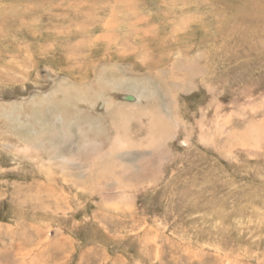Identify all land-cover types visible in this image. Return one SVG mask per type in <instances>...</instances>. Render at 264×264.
<instances>
[{
    "label": "rangeland",
    "instance_id": "rangeland-1",
    "mask_svg": "<svg viewBox=\"0 0 264 264\" xmlns=\"http://www.w3.org/2000/svg\"><path fill=\"white\" fill-rule=\"evenodd\" d=\"M0 264H264V0H0Z\"/></svg>",
    "mask_w": 264,
    "mask_h": 264
},
{
    "label": "bare ground",
    "instance_id": "bare-ground-1",
    "mask_svg": "<svg viewBox=\"0 0 264 264\" xmlns=\"http://www.w3.org/2000/svg\"><path fill=\"white\" fill-rule=\"evenodd\" d=\"M134 84H136V86H134ZM131 86L132 87H134V88H137V86H138V84L137 83H131ZM134 90H136V89H134ZM65 91H68V89H66L65 88ZM138 93H136L137 95H139V93H140V91H138V90H136ZM143 93V92H142ZM96 94H99V91L96 93ZM130 95L128 96V99H134V98H136V94L135 93H129ZM80 95V94H79ZM79 95H77V96H79ZM100 95V94H99ZM105 97V96H104ZM103 99H105V98H103ZM106 100V99H105ZM136 100V99H135ZM136 102V101H135ZM108 104H109V102H108ZM20 113V112H19ZM19 115V114H18ZM57 121L59 122V123H61V125L63 126L64 124H65V121H64V118H62V116H58V118H57ZM60 125V124H59ZM65 127V126H64ZM63 127V128H64ZM64 158V157H63Z\"/></svg>",
    "mask_w": 264,
    "mask_h": 264
}]
</instances>
